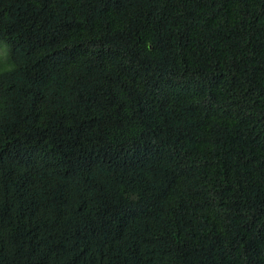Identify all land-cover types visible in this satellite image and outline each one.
Here are the masks:
<instances>
[{"label": "trees", "instance_id": "1", "mask_svg": "<svg viewBox=\"0 0 264 264\" xmlns=\"http://www.w3.org/2000/svg\"><path fill=\"white\" fill-rule=\"evenodd\" d=\"M0 264H264V0H0Z\"/></svg>", "mask_w": 264, "mask_h": 264}]
</instances>
